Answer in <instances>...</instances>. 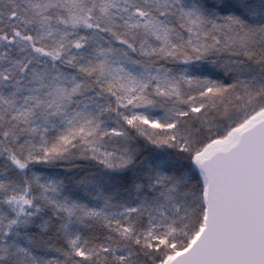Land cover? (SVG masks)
<instances>
[{
  "label": "snow or ice",
  "instance_id": "obj_1",
  "mask_svg": "<svg viewBox=\"0 0 264 264\" xmlns=\"http://www.w3.org/2000/svg\"><path fill=\"white\" fill-rule=\"evenodd\" d=\"M0 264H264V0H0Z\"/></svg>",
  "mask_w": 264,
  "mask_h": 264
}]
</instances>
